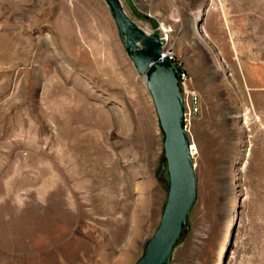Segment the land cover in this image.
Here are the masks:
<instances>
[{
    "label": "rangeland",
    "instance_id": "rangeland-1",
    "mask_svg": "<svg viewBox=\"0 0 264 264\" xmlns=\"http://www.w3.org/2000/svg\"><path fill=\"white\" fill-rule=\"evenodd\" d=\"M120 1L200 97L170 264H264V0ZM142 78L103 0H0V264L141 258L168 193Z\"/></svg>",
    "mask_w": 264,
    "mask_h": 264
},
{
    "label": "water",
    "instance_id": "water-1",
    "mask_svg": "<svg viewBox=\"0 0 264 264\" xmlns=\"http://www.w3.org/2000/svg\"><path fill=\"white\" fill-rule=\"evenodd\" d=\"M138 74L145 77L163 133V157L158 176L166 172L168 193L160 222L135 264H170L197 200V181L184 122L183 97L175 67L163 57L160 37L141 30L125 13L120 0H103Z\"/></svg>",
    "mask_w": 264,
    "mask_h": 264
},
{
    "label": "built area",
    "instance_id": "built-area-1",
    "mask_svg": "<svg viewBox=\"0 0 264 264\" xmlns=\"http://www.w3.org/2000/svg\"><path fill=\"white\" fill-rule=\"evenodd\" d=\"M161 43L165 41L164 38H160ZM163 57H167L173 64L177 71L179 87L183 97L184 104V122L187 128L192 120H194L201 112L200 97L192 86L190 76L182 69L176 67L174 56L166 51L163 46Z\"/></svg>",
    "mask_w": 264,
    "mask_h": 264
},
{
    "label": "bare ground",
    "instance_id": "bare-ground-1",
    "mask_svg": "<svg viewBox=\"0 0 264 264\" xmlns=\"http://www.w3.org/2000/svg\"><path fill=\"white\" fill-rule=\"evenodd\" d=\"M142 81L145 83V77L143 76V78H142ZM193 147H192V152L191 153H193L194 154V152H193Z\"/></svg>",
    "mask_w": 264,
    "mask_h": 264
}]
</instances>
